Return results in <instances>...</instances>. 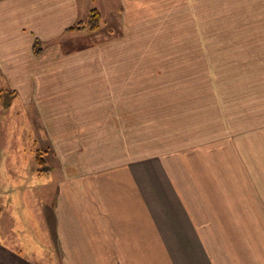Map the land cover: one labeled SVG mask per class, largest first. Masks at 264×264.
<instances>
[{
	"label": "crops",
	"instance_id": "0c3cea01",
	"mask_svg": "<svg viewBox=\"0 0 264 264\" xmlns=\"http://www.w3.org/2000/svg\"><path fill=\"white\" fill-rule=\"evenodd\" d=\"M96 1L0 0V93L31 104L47 167L0 160V264H264V0H109L122 15L136 9L158 23L232 24L230 34L220 31L219 54L225 69L251 72L242 82L250 88L235 78L234 92L222 91L218 133L202 153L128 150L110 163L84 136L93 127L75 125L76 114L94 113L82 91L98 93L103 55L93 59L65 39L49 44ZM106 64L115 72L109 83L131 96L138 82L129 64ZM70 87L75 98H60ZM128 94L107 102H128ZM23 195L34 197V223L23 222L24 203L15 202Z\"/></svg>",
	"mask_w": 264,
	"mask_h": 264
},
{
	"label": "rangeland",
	"instance_id": "374dc122",
	"mask_svg": "<svg viewBox=\"0 0 264 264\" xmlns=\"http://www.w3.org/2000/svg\"><path fill=\"white\" fill-rule=\"evenodd\" d=\"M101 2L97 0L95 6L79 19L86 20L91 10L95 9L98 12L97 18L93 20L95 28L86 23L81 29L68 30L77 20L65 29L59 36L61 38L49 43L54 47L65 39L68 47L80 46L83 53L90 49L92 53L103 55L100 56L103 69L100 67V84L96 95L95 88H92L93 102L87 98V88L82 91L84 102L90 101L87 104L94 113L76 114L75 125L92 126L93 129L98 126L96 133L93 134L92 129L91 134L84 136L97 140L98 154L106 158L102 160L104 163L124 157V152L128 150L132 157L145 152L148 155H172L186 153L187 150L202 153L203 143L218 133V108L222 91L234 92L236 85L229 80L238 79L240 89L250 88L242 82L251 79V72L225 69L228 66L224 61L226 55L219 54V47H225L226 40L220 37V31L225 35L230 34L232 24L158 23L153 21L154 17L149 13H138L135 9L138 14L134 12L126 16L121 14V6H112L109 0ZM206 33L210 35L209 38H204ZM42 47L43 43L37 40L36 48H40L38 54ZM94 53L93 59L96 58ZM106 63L114 64L116 69H121V64H129L131 80L138 82L137 86L130 88L131 96L109 83L115 72L106 71ZM113 80L117 84V76ZM2 82L0 76V85ZM55 90L58 91V88ZM122 91L124 94H121ZM10 93L12 97L0 93V160H24L25 166L31 167L36 155L41 154L46 147L41 140L43 125L31 104H22L16 91ZM73 93L74 88L70 87L64 96L59 97L70 101L74 97ZM112 93L115 97L128 94L130 99L125 103L115 101L111 106L107 96L110 97ZM140 100H143L142 105ZM11 101L13 103L10 106ZM113 107L118 113L110 114ZM122 109L125 111L120 113ZM67 127L70 128V125ZM36 149H41V152L35 153ZM91 152L88 151V154ZM6 169L12 170L13 167L8 166ZM15 202L24 203L23 222H27L28 216L32 217L30 220L34 223V197L25 200L23 195Z\"/></svg>",
	"mask_w": 264,
	"mask_h": 264
},
{
	"label": "trees",
	"instance_id": "16d2710c",
	"mask_svg": "<svg viewBox=\"0 0 264 264\" xmlns=\"http://www.w3.org/2000/svg\"><path fill=\"white\" fill-rule=\"evenodd\" d=\"M92 15V17H91ZM98 16V12L95 10V9H92L91 10V13L89 14V17L86 19V20H79L77 23H75L74 25L70 26L68 28V30H76V29H81L84 24H88V25H92L91 27L92 28H95V26H93V20H95V17L97 18ZM36 45H37V41L34 43V49L37 50L40 49V48H36ZM36 152H41L40 150L37 151L36 149ZM36 162H37V165H38V171L39 172H42L45 170V167H44V152L42 151L41 154H37L36 155ZM1 210V209H0Z\"/></svg>",
	"mask_w": 264,
	"mask_h": 264
},
{
	"label": "bare ground",
	"instance_id": "6f19581e",
	"mask_svg": "<svg viewBox=\"0 0 264 264\" xmlns=\"http://www.w3.org/2000/svg\"><path fill=\"white\" fill-rule=\"evenodd\" d=\"M70 215V214H69Z\"/></svg>",
	"mask_w": 264,
	"mask_h": 264
}]
</instances>
